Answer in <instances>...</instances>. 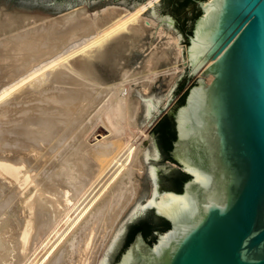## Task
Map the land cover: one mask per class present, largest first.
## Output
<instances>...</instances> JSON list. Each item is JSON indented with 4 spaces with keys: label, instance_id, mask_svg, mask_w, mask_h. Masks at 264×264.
<instances>
[{
    "label": "bare ground",
    "instance_id": "obj_1",
    "mask_svg": "<svg viewBox=\"0 0 264 264\" xmlns=\"http://www.w3.org/2000/svg\"><path fill=\"white\" fill-rule=\"evenodd\" d=\"M181 70L170 30L113 6L36 23L0 16V264L105 263L144 208L134 165H155L145 142L157 114L144 130L132 89Z\"/></svg>",
    "mask_w": 264,
    "mask_h": 264
},
{
    "label": "water",
    "instance_id": "obj_2",
    "mask_svg": "<svg viewBox=\"0 0 264 264\" xmlns=\"http://www.w3.org/2000/svg\"><path fill=\"white\" fill-rule=\"evenodd\" d=\"M0 0V16L29 23L76 9L113 6L170 30L182 54L178 76L132 89L134 116H151L194 77L167 113L169 158L156 129L155 165L141 155L144 208L117 233L104 264H264V0ZM212 76L210 82L206 80ZM187 175L180 190L174 176ZM168 227L131 234L147 216Z\"/></svg>",
    "mask_w": 264,
    "mask_h": 264
},
{
    "label": "trees",
    "instance_id": "obj_3",
    "mask_svg": "<svg viewBox=\"0 0 264 264\" xmlns=\"http://www.w3.org/2000/svg\"><path fill=\"white\" fill-rule=\"evenodd\" d=\"M184 2H191L194 4L192 0H184ZM157 129L159 132V142L165 156L169 158V150L171 149V142L175 138V130L174 124L171 117L167 115L164 116L158 123ZM169 175L174 176V186H167L176 190H180L183 181L187 178V175L181 172L180 170H173L168 173ZM168 227V223L161 219L154 218V216H147L146 220H143L138 226L134 228L131 234V239L136 231H141L143 235L147 236V234L152 233L153 230L159 229L163 230Z\"/></svg>",
    "mask_w": 264,
    "mask_h": 264
},
{
    "label": "rangeland",
    "instance_id": "obj_4",
    "mask_svg": "<svg viewBox=\"0 0 264 264\" xmlns=\"http://www.w3.org/2000/svg\"><path fill=\"white\" fill-rule=\"evenodd\" d=\"M97 8H101V7H97ZM90 9H96V8H90ZM15 16H17V18L19 17V19L20 18H22V19H24V17H21V16H18V15H15ZM26 20V19H25ZM27 21V20H26ZM29 25V24H28ZM26 27H28V26H26ZM149 52V49L148 48H145V50H143L141 53L142 54H146V53H148ZM171 64L168 62V61H162L161 63H160V66H159V68H161V69H164V68H166V67H168V66H170ZM178 75H179V73H178ZM177 75V76H178ZM167 80V74H165V76L163 75V76H159V78L156 80V82L152 85V90L153 89H155V88H157V87H159L164 81H166ZM193 80H194V77H191V78H187L186 80H185V82H184V85H183V88H182V90L180 91V92H178V93H176L175 95H173L172 97H171V104H170V106L167 108V109H164V110H162L161 111V113H159V114H157V116H156V118L153 120V122H152V124H151V126H150V128H149V136H148V139L146 140V142H145V144L147 145L148 143H149V141H151V140H149V139H151V136H152V134H153V132L157 129V125H158V123H159V121L164 117V116H166L167 115V113H168V111L170 110V108L173 106V104L176 102V100L182 95V94H184L185 92H186V90L188 89V87L193 83ZM154 163H155V161H154ZM142 179H140V183H142L141 184V186H140V188H141V190L143 191V177H141ZM10 187L11 186H5V188H6V192L7 193H9L11 190H10ZM4 193L3 194V197L4 196H6L5 194H7V193ZM15 195V194H14ZM2 197V196H1ZM0 197V199L2 200V198ZM0 200V201H1ZM27 264H29V262L27 263Z\"/></svg>",
    "mask_w": 264,
    "mask_h": 264
}]
</instances>
